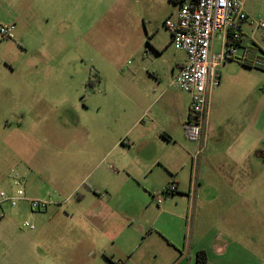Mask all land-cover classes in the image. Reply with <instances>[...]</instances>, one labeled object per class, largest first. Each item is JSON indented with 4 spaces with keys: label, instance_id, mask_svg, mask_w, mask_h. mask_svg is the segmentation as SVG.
Instances as JSON below:
<instances>
[{
    "label": "crops",
    "instance_id": "0c3cea01",
    "mask_svg": "<svg viewBox=\"0 0 264 264\" xmlns=\"http://www.w3.org/2000/svg\"><path fill=\"white\" fill-rule=\"evenodd\" d=\"M192 1L177 0L179 4L174 8L170 5L169 17L176 21L180 6ZM39 3L36 5L43 8L36 17L30 6L15 13L16 0H0V5L10 6V19L2 22L14 24L15 30L22 21L42 23L40 18H45L46 25L58 19L74 23L77 7L71 10L65 5L79 4L67 0ZM85 5L94 4L90 0ZM245 9L250 20L243 25L244 42L252 38L262 49L259 39L264 29H256L254 21L264 19V0H246ZM68 11L70 17L59 16ZM52 30L43 26L35 31L38 55L60 40L51 35ZM27 36L28 32H19L18 40L9 42L22 55L29 51L24 44ZM220 40L221 48V35ZM171 43L170 33L168 45ZM214 43L213 53L219 55ZM152 45L156 58H164V66L153 68L150 81L132 87L90 84L93 87L87 107L93 109L92 113L98 110V114L82 125L72 122L74 129L84 131V138H77L78 134L71 137L82 140L80 144L90 153L100 152L101 163L109 161L114 153L119 155V169L111 167L109 171L106 167L108 174L87 187L81 196L68 194L67 199L76 195L78 200L66 208V216L87 225L86 243L43 246L32 264H196L199 251L206 253L207 264H264V100L252 99L227 107L222 89L224 71L218 70L220 87L217 93L214 89L210 93L207 143L196 165L193 157L198 145H192L191 177L184 182L179 178V167L166 159L160 148L186 138L184 123L190 117V95L170 82L185 63L186 54L175 48L178 53L171 58L166 46L155 42ZM10 55L7 49L0 48V78L10 77L5 83L1 79L0 107L31 103L50 106L62 99L61 95L57 99L50 95L43 86L31 88L23 84L22 73L9 60ZM13 77L20 83L11 82ZM114 110L120 114L112 117ZM46 119L44 116L38 122ZM82 181L76 185L78 192ZM173 183L176 192L165 193L164 188ZM42 232L35 231L34 238Z\"/></svg>",
    "mask_w": 264,
    "mask_h": 264
},
{
    "label": "rangeland",
    "instance_id": "374dc122",
    "mask_svg": "<svg viewBox=\"0 0 264 264\" xmlns=\"http://www.w3.org/2000/svg\"><path fill=\"white\" fill-rule=\"evenodd\" d=\"M67 1L79 4L65 5L71 10L77 7L73 24L63 19L48 25L45 18H40L42 23L22 21L11 38L0 39V48L7 49L12 57L9 60L21 71L23 84L31 88L43 86L56 99L62 96L50 106L31 103L22 107H0V190L14 194L17 188L13 176L18 173L28 199L15 207L8 203L3 205L0 264H32L43 246L86 243L87 225L82 221L77 224L75 219L66 216L65 211H69L66 208L71 203L77 204L78 200L76 195L67 199L68 194L75 192L81 196L87 187L108 174L106 167L109 171L111 167L119 169L118 153L101 163L100 152L90 153L80 144L84 131L74 129L73 123L85 124L89 117L98 114V110L92 113L93 109L87 107L91 85L100 82L111 87L117 84L132 87L150 81L153 68L164 66V58L155 56L154 42L166 46L171 58L178 53L172 43L168 45L170 32L164 25L167 20L174 21L169 11L171 6L179 4L177 0H91L94 5H85L90 0ZM16 2L15 13L30 6L32 15L41 14L43 5H36L39 0H25L28 5H22L21 0ZM100 2L106 5H96ZM8 9L9 5H0V25H5L2 20L10 19ZM69 13L61 12L59 16L66 18ZM43 26L53 29L51 35L60 40L46 46L40 56L34 33ZM19 32L21 35L28 32L29 36L24 41L29 51L23 55L18 47L9 43L18 40ZM220 35L214 43L216 53L221 52ZM259 41L264 52V35ZM218 70L224 71L222 89L227 107L252 99L264 100V71L243 66L235 60H227ZM9 78L2 77L0 82L2 79L5 83ZM11 82L20 83L16 77ZM219 87L214 89L215 93ZM63 101L66 103L60 104ZM118 114L116 110L111 112L112 117ZM44 116L48 119L38 122ZM75 134L82 140L75 138L76 142L71 137ZM193 144L184 138L160 148L164 157L179 167V178L187 183L191 177ZM81 181L78 192L76 185ZM31 201L45 202L46 206L32 210ZM38 230L43 231L42 235L34 238L33 233ZM61 258L65 255L61 254Z\"/></svg>",
    "mask_w": 264,
    "mask_h": 264
},
{
    "label": "built area",
    "instance_id": "2783aa9c",
    "mask_svg": "<svg viewBox=\"0 0 264 264\" xmlns=\"http://www.w3.org/2000/svg\"><path fill=\"white\" fill-rule=\"evenodd\" d=\"M246 0H193L180 6L176 21L167 20L164 25L171 33L173 46L186 54L185 63L173 75L171 85L190 95V117L184 123L186 138L198 145L194 154L195 165L207 143L210 93L220 84L218 67L227 60L264 71V55L252 38L244 42L243 25L250 20L245 9ZM256 29H264V19L254 21ZM14 24L0 25V39L11 38ZM221 34V52L213 53V43ZM196 175V170L194 171ZM14 194L0 190V219L3 205L12 207L28 200L22 188L20 175L13 176ZM173 183L164 188L165 193L176 192ZM158 203L161 202L156 197ZM31 209L45 207V202L31 201ZM26 226L29 224L26 222Z\"/></svg>",
    "mask_w": 264,
    "mask_h": 264
},
{
    "label": "trees",
    "instance_id": "16d2710c",
    "mask_svg": "<svg viewBox=\"0 0 264 264\" xmlns=\"http://www.w3.org/2000/svg\"><path fill=\"white\" fill-rule=\"evenodd\" d=\"M256 48H259L261 50V48L256 45ZM262 54L264 55V52L261 50ZM245 66V65H243ZM248 67V66H246ZM196 264H207V255L204 251H199L197 253V258H196Z\"/></svg>",
    "mask_w": 264,
    "mask_h": 264
}]
</instances>
